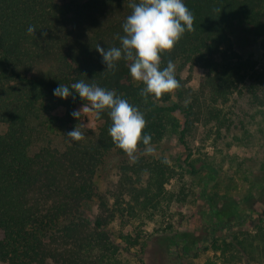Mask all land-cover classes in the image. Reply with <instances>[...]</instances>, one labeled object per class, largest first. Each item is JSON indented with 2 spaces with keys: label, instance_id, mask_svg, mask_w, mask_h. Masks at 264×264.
<instances>
[{
  "label": "trees",
  "instance_id": "trees-1",
  "mask_svg": "<svg viewBox=\"0 0 264 264\" xmlns=\"http://www.w3.org/2000/svg\"><path fill=\"white\" fill-rule=\"evenodd\" d=\"M141 2L0 0V264H134L131 254L145 249L148 228L166 232L159 228L172 206L187 197L183 186L174 191L172 182L181 178L166 159L146 154L142 144L130 157L114 144L107 110L97 117L84 101L93 117L89 129L61 117L83 101L54 97L59 84L84 81L114 90L144 114L153 148L173 132L186 146L203 119L205 127L223 126L220 107L248 79L253 93L264 89V73L237 54L229 34L246 25L264 37V0H183L193 16L191 31L160 54L159 65L172 61L178 86L158 98L141 96L144 85L130 76L131 61L122 58L106 70L96 51L120 47L122 25ZM193 67L205 71L197 89L180 76ZM176 115L184 118L182 127ZM76 126L83 138L70 142L65 135ZM113 153L125 160L104 193L96 179ZM262 194L264 183L250 207L220 206L203 184L202 235L175 234L172 253L180 247V260L204 254L202 264H264V209L254 210Z\"/></svg>",
  "mask_w": 264,
  "mask_h": 264
},
{
  "label": "rangeland",
  "instance_id": "rangeland-1",
  "mask_svg": "<svg viewBox=\"0 0 264 264\" xmlns=\"http://www.w3.org/2000/svg\"><path fill=\"white\" fill-rule=\"evenodd\" d=\"M229 34L237 54L251 59L259 74L264 73V37L258 36L246 25L230 29ZM180 76L187 81L188 87L197 89L204 79L205 71L193 67L181 71ZM250 83L248 79L230 101L220 107L223 126L211 123L205 127L203 119L187 134L186 146L178 141L177 134L173 132L169 133L160 145L154 147L150 155L168 161L181 178L180 182H172L175 185L174 191L179 193L183 186L187 197L182 203L172 206L167 222L159 228L166 232L156 233L153 231L154 226L148 228L145 249H137L131 254L134 264L203 263L206 256L204 254V257L199 259L180 260L181 248H176L174 253L170 248L175 234L202 235L206 219L204 201L200 198L203 184L208 185L211 196L215 195L219 199L220 206L236 201L241 202L243 208L250 207V199L255 196L257 185L264 183V89L253 93L249 88ZM79 109L81 108L63 111L61 117L70 119L81 127H94L89 111L82 112L79 120L70 116V112ZM175 118L182 127L184 118L181 115H176ZM217 127H222L220 134L217 133ZM189 155L190 158L186 162ZM124 160L125 158L117 153L106 159V164L96 179L99 191H108L116 180L118 166ZM190 163L199 169L197 175H192ZM211 176L213 180H209L208 177ZM167 188L170 189L169 186ZM262 199L264 197H255L258 202H254L256 212L264 209Z\"/></svg>",
  "mask_w": 264,
  "mask_h": 264
},
{
  "label": "clouds",
  "instance_id": "clouds-1",
  "mask_svg": "<svg viewBox=\"0 0 264 264\" xmlns=\"http://www.w3.org/2000/svg\"><path fill=\"white\" fill-rule=\"evenodd\" d=\"M192 23V13L183 0H143L132 5L131 14L122 25L124 35L119 37L120 47L104 49L98 46L96 51L106 70L114 69L122 58L131 61L128 66L130 76L144 85L140 95L158 98L178 86L174 64L169 60L161 69L160 54L171 50L186 31H191ZM34 31L35 28L29 25L27 32L33 34ZM53 96L62 100L78 96L83 101L81 109L70 112L75 120L88 110L84 101L95 110L97 117L107 110L111 120L108 134L114 144L130 157L139 144L144 146L146 154L154 151L151 136L143 131L146 126L144 114L114 90L77 81L70 87L59 84L53 89ZM65 136L74 142L82 139L83 133L76 126Z\"/></svg>",
  "mask_w": 264,
  "mask_h": 264
}]
</instances>
